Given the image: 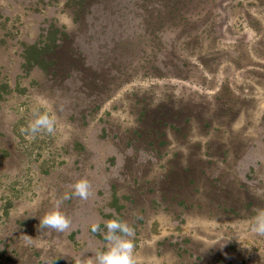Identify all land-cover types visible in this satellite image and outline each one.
<instances>
[{
  "label": "rangeland",
  "instance_id": "obj_1",
  "mask_svg": "<svg viewBox=\"0 0 264 264\" xmlns=\"http://www.w3.org/2000/svg\"><path fill=\"white\" fill-rule=\"evenodd\" d=\"M74 1L0 0V264L94 258L113 213L137 264H264V0ZM51 32L61 70L27 67Z\"/></svg>",
  "mask_w": 264,
  "mask_h": 264
},
{
  "label": "clouds",
  "instance_id": "obj_2",
  "mask_svg": "<svg viewBox=\"0 0 264 264\" xmlns=\"http://www.w3.org/2000/svg\"><path fill=\"white\" fill-rule=\"evenodd\" d=\"M34 119L28 122L25 131L35 136L39 133L52 134L55 131V117L48 112H34ZM70 194L53 201L52 208L40 218L39 228L57 233H65L73 226L72 218L62 211L65 200L77 198L87 201L92 195V183L87 177H81L70 184ZM113 217L105 221L106 231L101 230L98 223H93L91 231L99 233L105 241V249L95 253L94 258H75V264H137L135 254V229L127 221H122L113 213ZM252 232L264 236V209L253 217Z\"/></svg>",
  "mask_w": 264,
  "mask_h": 264
},
{
  "label": "trees",
  "instance_id": "obj_3",
  "mask_svg": "<svg viewBox=\"0 0 264 264\" xmlns=\"http://www.w3.org/2000/svg\"><path fill=\"white\" fill-rule=\"evenodd\" d=\"M86 0H75L74 4H84ZM54 30H59L57 27ZM48 40H51L50 42H45L42 45L34 44L27 48V55L25 56L26 66L27 67H37L39 69L46 70V72H50L49 70L57 68L61 70L62 63H60V57H57V54L60 51V48L62 47V38L59 39V36H57L56 33L51 32L48 36ZM60 40V41H59ZM56 54V56H54ZM59 63V64H58ZM70 63V61H69ZM69 66L76 67L75 63H71ZM71 67V68H74ZM56 70V69H55ZM54 70V73L56 71ZM53 74V73H52ZM85 81L91 82L92 78L87 79L86 77ZM143 115H148V111L144 110L141 112ZM141 118H143L142 115H140Z\"/></svg>",
  "mask_w": 264,
  "mask_h": 264
}]
</instances>
